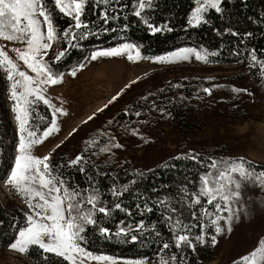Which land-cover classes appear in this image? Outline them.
Wrapping results in <instances>:
<instances>
[{
	"label": "snow or ice",
	"instance_id": "snow-or-ice-1",
	"mask_svg": "<svg viewBox=\"0 0 264 264\" xmlns=\"http://www.w3.org/2000/svg\"><path fill=\"white\" fill-rule=\"evenodd\" d=\"M53 3L55 9L48 0H0V73L8 82V96L18 130L14 163L4 182L28 210L23 226H16L15 239L9 244V249L28 254L35 247L41 251L45 261L47 254H54L66 264H186V248L195 251L197 245L204 246L209 241L215 247L218 237L230 234L236 224L252 214V204L245 199L246 189L264 191V169H257L242 156L201 157L199 153L188 152L174 157L175 160L183 159L199 165L202 171L198 170V179L188 181L192 187L182 185L179 195L160 199L151 205L147 200L136 204L141 217L154 209H163L161 219L169 233V239L164 240L160 229L156 225L149 227L143 219L132 223L121 219L114 223V231L106 226L107 222L115 221L114 213L117 211L129 217L134 215L122 205L120 198L126 193L132 194L135 180L118 185L113 177V184L108 189L113 201L109 202L104 198L105 193L96 176L88 175L89 158L83 153L69 160L67 167L87 176L86 187L65 178L64 165H54L51 153L41 157L35 150L60 131L58 118L67 114L63 108L64 101L54 104L48 91L51 86L63 83L65 73L58 71V64L70 50L80 48L81 41L117 33L123 42L91 50L84 58L85 62L68 73L73 77L87 66V62L101 58L126 56L130 62L152 59L153 63L172 64L195 57L197 61L208 63V58L218 53L204 48L178 47L166 55L144 57L141 45L128 41L120 34L127 31L129 14L138 18L152 35L174 31L169 24H157L151 19V12L155 10L153 0H131L130 4L127 0H53ZM193 3L187 17L190 28L210 25L209 16L213 11L218 17L224 15L225 0H193ZM57 11L67 18V27L60 28L57 24ZM118 22H123L119 30L113 26ZM230 34L239 36L237 31H230ZM246 35L251 36L252 33ZM50 50L54 55L52 59H47ZM247 58L249 68L258 66V72L264 78V58L257 55L255 48L247 53ZM136 83L137 80H133L125 88ZM202 90L211 95L210 88ZM232 92L247 90L234 87ZM123 94L124 89H121L98 111L103 112ZM247 94L252 95L250 92ZM141 99L147 101L148 97ZM40 103L50 110V120L38 111ZM134 114L141 116L140 111ZM93 118L89 116L88 120ZM45 121L46 126L41 129L40 122ZM108 124L112 125L113 121L109 120ZM131 135H139V130L133 129ZM101 137H107L106 142H102ZM84 144V152L92 150L89 155L97 158L101 154L115 155L114 150L123 148L116 136L103 131L85 140ZM91 167L97 175L100 174L94 163ZM136 174L143 175L141 172ZM260 203L264 205V200ZM194 229L197 230L195 235ZM96 231L102 238L109 241L115 239L122 244L143 243L154 234L156 239L153 243L158 245L156 259L149 262L143 258L119 259L96 254L87 247L89 233ZM240 259L242 264H264V239L259 241L255 250Z\"/></svg>",
	"mask_w": 264,
	"mask_h": 264
},
{
	"label": "trees",
	"instance_id": "trees-1",
	"mask_svg": "<svg viewBox=\"0 0 264 264\" xmlns=\"http://www.w3.org/2000/svg\"><path fill=\"white\" fill-rule=\"evenodd\" d=\"M48 2L55 9L53 0H48ZM127 2L130 4L131 0H127ZM153 3L155 10L151 12V19L157 24H169L174 28V31L152 35L138 18L129 14L126 21L127 31L120 34L124 35L128 41L141 45L144 57L165 54L176 50L178 47L204 48L218 53L217 56H210L207 64L213 66H235L244 69L251 75L259 74L258 66L249 68L247 53L255 48L257 55L260 58H264V0H225L223 5L225 7L224 15L218 17L213 11L209 16L210 25H202L198 28H190L187 25V17L194 6L193 0H153ZM90 18L95 19L94 16ZM56 22L60 28L68 26L67 18H64L58 11ZM122 23L118 22L113 26H116L119 30ZM230 31H237L239 36H232ZM247 33H252V35L247 36ZM120 42L123 41L118 38L117 33H108L107 35H101L99 38L90 37L81 41L80 48L70 50L69 54L59 62L58 71L66 72L71 70L83 62L93 48L111 47ZM235 53H239V55H235ZM154 75L155 73L145 75L137 83H142V81H146ZM134 85L126 88L122 96H125ZM6 87H8V82L3 74H0V182L6 179L11 167L12 150L16 141L14 130L6 116L3 101V92ZM185 94L179 93L176 89H172L169 86L162 89H148L114 113L111 118L113 121L112 125H109L108 121H106V126L110 131L107 133L113 135L123 130L126 131L128 128L131 129V132L133 129H139L142 118L153 113L157 108L166 109L167 113H170L175 118H180L179 113L186 111L185 108L184 110L182 109L184 104L182 96ZM122 96L119 98H122ZM145 96L148 97L147 101L141 99ZM113 104L115 105V102L109 104L106 109ZM153 108L155 110H151ZM38 111L46 117V120H50V114L45 105L40 103ZM135 111H140L141 116H135ZM126 112L130 114L126 115ZM40 123L41 129L46 126V121ZM79 130H76L70 138L76 135ZM106 139L107 137H101L102 142H106ZM64 146L65 143L51 152L52 163L56 166L64 165L65 178L86 187L88 184L87 176L80 174L75 168L67 167L68 161L71 159L63 151ZM85 157L89 158L88 175L96 176L97 182L105 193L104 198L109 202L113 201V197L108 192V189L113 184V177L116 178L118 185L127 184L132 180L136 181V184L132 186V194L126 193L120 198L122 205L130 209L134 215L129 217L126 213L117 211L114 213L115 221L107 222V227L114 231V223L121 219L129 223L143 219L149 227L156 225L160 229L164 240L169 239V233L161 219L163 209H154L152 213H146L141 217L136 209V204H143L144 200H147L151 205L160 199L175 197L180 194L179 190L182 185H187V187L191 188L192 184H189L188 181L195 182L198 179V170H201L199 165L183 159H169L153 169L143 171L130 167L124 161L115 162L117 161V156L112 154H101L99 158L90 155H85ZM213 157L220 156L214 155ZM93 163L99 169V175L91 167ZM252 164L257 169H264V166L253 162ZM137 172H141L143 175H137ZM185 215L187 216V211ZM24 222L25 213L14 200L8 199L4 201L0 199V258L2 253L9 248V244L14 241L17 232L16 226H23ZM196 231L195 229L193 230V235L196 234ZM155 239L156 237L153 234L148 236L146 242L143 243L122 244L115 239L106 240L96 231L89 233L87 247L96 254H107L124 259L143 258L151 262L156 259L158 245L153 243ZM184 251L186 264H209L207 261L211 255V248L208 245H197L195 251L187 248ZM47 256L48 259L45 261L41 251L33 247L30 253L24 254L23 258L28 264H66L62 258L56 257L54 254H47ZM0 264L2 263L0 262ZM232 264L242 263L238 261Z\"/></svg>",
	"mask_w": 264,
	"mask_h": 264
},
{
	"label": "rangeland",
	"instance_id": "rangeland-1",
	"mask_svg": "<svg viewBox=\"0 0 264 264\" xmlns=\"http://www.w3.org/2000/svg\"><path fill=\"white\" fill-rule=\"evenodd\" d=\"M53 55L50 50L47 59H52ZM103 59L87 62V66ZM87 66L78 71L75 77L68 75L73 68L63 72L65 73L63 83L51 86L48 91L53 103L59 105L60 101L65 100L63 103L65 110L75 106L73 101L67 102L70 96L67 92L74 83L80 86L76 79L79 80L78 78L82 77ZM130 66L134 72L128 73L127 80L121 87L103 94L101 100L103 103L95 110H92L94 103L89 104V108H86L84 103L82 109H75L70 120L64 123L65 125L58 133L53 134L43 145L39 146L35 150L36 154L42 157L56 150L58 148L56 145L62 146L65 143L63 151L69 159L81 153L89 155L92 150L84 152V141L98 136L102 131L110 132L106 121L111 120L114 113L148 89H162L169 86L179 93H186L184 96L181 95L184 102L182 109L185 108L186 111L179 113L180 118H175L167 113L166 109L157 108L153 113L142 118L139 129H137L139 135L132 136L130 128L114 133L118 142L123 145L122 149L115 151L117 156L115 162L124 161L130 167L146 171L176 156L195 152L200 156L219 155L225 158L242 156L246 160L264 166V78H261L260 74L251 75L235 66H213L197 61L195 57L172 64L153 63L152 59H140L130 62ZM150 73H155V75L142 83H136L125 96L115 101V105H111L108 109L105 108L103 112L98 111L121 89L125 90V85L133 80L138 82ZM234 87L246 89L247 92L234 93L232 92ZM203 88H210L211 95L203 92ZM248 92L252 95H248ZM3 101L6 116L16 137L12 150V166L16 155L15 148L18 144V130L11 110L12 101L8 96V87L4 88ZM48 111L51 119V112L49 109ZM89 116L94 118L88 120ZM84 121L88 122L84 123ZM78 129L80 130L76 135L70 138ZM145 140L148 142L145 143ZM4 181L0 182V199L14 200L26 214L28 210L25 204L10 191ZM245 199L252 204L254 209L252 214L236 224L230 234L218 237L215 247L210 241L206 244L211 248V255L207 261L209 264H232L238 261L242 263L240 258L250 254L259 246V241L264 239V205L260 203L264 200V191L259 188H248ZM23 257L24 254L7 248L2 253L0 262L2 264H28Z\"/></svg>",
	"mask_w": 264,
	"mask_h": 264
},
{
	"label": "bare ground",
	"instance_id": "bare-ground-1",
	"mask_svg": "<svg viewBox=\"0 0 264 264\" xmlns=\"http://www.w3.org/2000/svg\"><path fill=\"white\" fill-rule=\"evenodd\" d=\"M130 72L134 71L130 66V61H128L125 56L104 58L100 62L89 64L82 77L78 78L79 80L76 79V82L79 83L80 86L74 83L68 89L69 92L67 93H69L70 96L67 102L70 103L73 101L75 106H72L69 110H65L67 114L58 118L60 129H62L65 125L64 123L69 121L72 115H74L72 113L75 109H82L84 103L86 108H89V104L94 103L92 110L97 109L103 103V101H101L103 94L107 93L109 90L111 91V89L121 87L127 80L128 73Z\"/></svg>",
	"mask_w": 264,
	"mask_h": 264
}]
</instances>
